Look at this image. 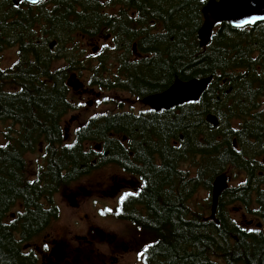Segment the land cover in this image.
Segmentation results:
<instances>
[{"label": "trees", "instance_id": "16d2710c", "mask_svg": "<svg viewBox=\"0 0 264 264\" xmlns=\"http://www.w3.org/2000/svg\"><path fill=\"white\" fill-rule=\"evenodd\" d=\"M126 1L50 0L47 4L32 6L25 2L16 5L12 0H0V54L10 48L19 49L18 63L14 66V72L7 74L6 82L16 89L11 93L0 92V122L12 119L14 125H22L16 138H8L9 145L0 149V260L3 264L23 263L19 251L14 249L19 245L15 234L19 233L24 240L31 236L29 231L38 227L37 222L32 227L30 225L33 213L23 218L18 214L14 221L9 220L12 208L18 201L28 207L33 205L36 194L29 191H34V184L27 185L26 190L19 186L20 181L27 177L25 157L29 152H35L33 148L38 140L43 138L45 141L44 150L50 168L39 169L38 172L45 174L48 188L54 193L68 186L63 184V179L90 171L82 159L75 168L73 165V169H67L66 165L70 162L68 154L74 152L76 155L79 152L83 155L84 140L79 136L72 144L64 145L66 133L61 129L60 134L54 118L63 116L59 113L60 108L66 113L70 106L81 108L84 105L77 99H67L64 81L70 76L67 70L72 69L73 53L82 54L88 50L94 23L92 13L97 11L98 15H107V21L113 26L112 34H116L117 27L120 29L118 34L122 36L121 8L115 13L95 7L122 5ZM208 1L133 0L128 4L144 8V21L149 23L151 20V24L157 22L162 29L159 35L145 31L148 37L145 43L139 45L141 53H159L162 61L166 57L167 62L172 58L173 77L176 79L189 81L213 77L208 90L198 102L175 107L171 110L175 112V121L169 120L176 140L179 141L183 135L184 148H191L193 157H207L208 190L211 192L214 179L223 173L229 172L237 178L245 176L246 185L250 182L248 177H253L251 182L256 184L257 175L264 174L259 165L255 169L250 168L257 160L254 154L250 159L246 151L239 150L238 153L234 146V137H237L238 149L246 148L245 142L254 144L264 141V23L246 28H234L224 23L216 28L211 43L202 48L198 32L203 24L202 10ZM147 28L144 26L145 30ZM50 35L61 39L60 53L66 60L65 66L60 67L63 73L52 69L53 62L59 57L58 52L49 48L52 42ZM149 40L159 41L160 48H153V41L151 49L147 50ZM127 43L130 52L133 41ZM46 58L48 63L44 62ZM26 67L29 69L22 75L21 70ZM139 73L146 78L144 71ZM0 76H4L1 70ZM121 114L109 115V120L114 116H125ZM209 114L218 117V127L205 122ZM227 118L240 121L241 128H235L234 121L231 124ZM88 120L93 124L88 122L79 129V134H85L94 145L95 142L102 143L104 150L108 151L103 156V163L106 158L110 163L126 160L127 154L123 158L120 146L115 145L117 139L108 141L101 137L105 133V119L95 116ZM58 123L61 125V121ZM111 126L115 128V134H126L122 126ZM169 127L163 131L170 133ZM94 128L97 129L96 135L93 134ZM154 130L162 132L161 128ZM133 151L138 152L137 145ZM134 163H138V159ZM165 167H169L168 161ZM182 171L186 172L184 169ZM129 172L140 180L142 175L148 176L135 170ZM159 172L157 170L154 175ZM154 175L138 188L134 196L124 199V204L118 210L121 219L132 223V234L138 240L142 264H264V235L247 231L227 219L221 209L216 221L208 218L202 226L200 219H194L192 227L179 200L175 206L178 211L171 208L169 199L172 200L170 192L174 182L169 184V179L162 176L153 179ZM24 191L27 193L24 194ZM187 192H190L189 189ZM140 204L143 207L139 208ZM203 204H195L193 208ZM201 229L208 232L201 235Z\"/></svg>", "mask_w": 264, "mask_h": 264}, {"label": "flooded vegetation", "instance_id": "af4514ba", "mask_svg": "<svg viewBox=\"0 0 264 264\" xmlns=\"http://www.w3.org/2000/svg\"><path fill=\"white\" fill-rule=\"evenodd\" d=\"M104 8V6H96L95 9ZM121 10L123 14L121 15V26L123 28L122 36L118 34V29L115 27V35L119 36V41L123 48V52H118L117 49L114 50L118 53H112L113 46L110 43V37L114 36L113 26L107 21V15H98L97 11L94 12L93 16V26H92V37L91 43L89 44L88 52L75 54L73 53V66L69 71L70 76H72V83L76 84L74 76H77L83 83L84 86L78 90H75L69 87L68 80L64 81L65 88L67 90V99L77 101H85L89 104L90 109L94 112L107 107L106 110L102 112H97L100 114L104 121V130L105 133L101 134L105 140L117 139L115 145L120 146V151L123 156L127 154L126 160L119 162L115 160L113 163L109 162V159L106 158L105 163L103 165L114 166L119 168L123 172V177L121 180L115 181L116 192H123L122 196L126 193L124 199L134 196L137 193L138 188L142 187V184L151 179V176L157 170L161 172L154 175L155 179L157 176H162L163 178L169 179L168 182H174V186L172 187V193L170 192L172 200L171 208L173 211H178L175 207L177 204V200L181 202L186 211V218L188 222L191 223L193 227L194 219H200L201 224L203 226V222L207 220L206 210L207 206L204 205L199 206L198 209L193 208V204L199 203H207L209 202L208 196V161L206 156H194L192 155L191 148H184L185 142L184 137L181 135V139L176 140L175 134H173V128L169 127V120L175 121V112L170 109H162L161 111L154 110L149 106H146L144 103L145 98L160 94L173 84V62L172 58L167 62L166 57L165 60L162 61L159 53L151 54L149 52L141 53L140 51V43L144 42L148 36H145V31L153 34L159 35L153 26L155 23H146L144 18L146 14L141 13L138 5L136 4H128L121 5ZM98 21L100 25L97 26ZM144 26H148L145 30ZM105 34H108L105 37ZM52 44L51 49L58 52V59L52 64V69L56 72L63 73L64 71L59 68H56L58 63L62 61L64 63L65 58L63 54L60 53L62 50L61 39L51 35ZM133 41L132 43V51L128 52V41ZM109 44H105L108 42ZM112 41V39H111ZM153 41H148V48L150 50V45ZM145 43V42H144ZM107 45V47H105ZM153 48H156V43H153ZM130 50V49H129ZM166 50H164V53ZM175 56L174 54H172ZM44 62L48 63V59L46 58ZM65 66V64H64ZM144 71L146 74V78L143 73L139 72ZM23 72H27V70H22L21 74L24 75ZM69 76V77H70ZM68 77V78H69ZM82 77H89V81L85 83L82 80ZM173 81V82H172ZM79 96V97H78ZM111 99H108V98ZM62 99L58 98L56 101ZM121 99V100H118ZM120 101V102H115ZM129 103L131 105V110H128L125 107ZM124 106L123 110H125V116H114L109 120V115L111 110L113 114L116 113V106ZM139 108L138 112H134L135 108ZM47 109H45L46 111ZM78 110V109H77ZM76 110V111H77ZM122 110V111H123ZM80 111V110H78ZM59 113L63 116H57L54 118L55 123L58 125V129L61 134V129L66 133L67 139L75 140L76 137L81 136L84 140V150L83 155L79 152H71L69 155L70 162L67 163V169H73V165L80 162V159L85 161V166L90 168V171L86 173L88 175L93 168L101 167V164L98 161L103 160V156H106L108 151L104 150L102 145H95L91 149L92 145L88 142V138L85 134L80 135L79 129L85 124V122H89L93 124L91 121L86 118L80 117H72L71 121L67 116L64 115L61 108ZM122 113V112H121ZM122 115V114H121ZM81 119H85V122L81 124L78 128H74L75 125L80 124L79 121ZM61 121V125L58 123ZM45 123V122H44ZM111 125L122 126L126 134L118 135L114 133L115 128ZM169 127L170 133H166L163 129ZM10 129V127H8ZM161 128L162 132H156L154 129ZM71 130V131H68ZM97 129H93V134L96 135ZM26 136V144H28ZM136 141V142H135ZM111 144V143H110ZM137 145V151H133V148ZM257 142L254 143L256 145ZM261 145V153H264V146L262 141ZM178 146H181L178 148ZM90 154L87 155V152ZM244 150V148H243ZM245 152V151H244ZM138 153V158H137ZM257 160H254V165L250 168L259 167L264 170L263 158L259 161L260 155H255ZM138 159V163H134V160ZM252 159V158H250ZM169 162V167H165V162ZM124 165V167L122 166ZM39 169H49V159L46 155L41 156V162L37 164ZM83 165H81L82 167ZM184 169L186 172H183ZM35 171V173L27 178L24 177L21 180L20 189L26 190L25 187L27 185L35 186L33 192L36 194L34 197L33 208H29L28 214L30 216V225L33 226L34 222H37L38 227L34 230L28 232L29 235H34L39 233L46 222H48L51 216L55 215L59 217L62 215V209L60 206H53V210H46L43 206L42 200H55V198L60 194L61 189L54 193L48 188V180L43 172ZM129 170H135L140 173H147L148 176L142 175V179L140 180L138 177L133 176ZM194 174V175H193ZM69 175V172H68ZM126 176V178H125ZM228 178V188H226L222 194L221 199L222 202H225V206L220 207L222 213H227L224 216L226 218H230L233 221L239 223L246 230L254 229V232L259 235H264V174L257 175L258 186L254 182H251L253 177H248L250 181L248 185L244 182V176H241L237 179L240 182L238 186H233L232 179L226 174ZM186 177L188 180H186ZM207 177V178H206ZM72 177H68L67 179H63V184H68ZM193 179H198L195 182ZM215 180V179H214ZM207 181V182H206ZM214 184V181L213 183ZM241 184H245L241 186ZM23 185V186H22ZM164 185V183H163ZM68 186H70L68 184ZM66 186V187H68ZM248 186L251 187V190L248 191ZM198 187L200 188L198 191ZM168 189V188H167ZM189 189V193L187 192ZM82 194L84 200L78 201L77 198L79 193H73L71 196H68V200L71 203L73 208L85 207L86 202L90 204H94L92 201L94 200L93 196V188H82ZM241 190V194L238 196L237 192ZM27 193L24 191V194ZM29 193V194H30ZM262 201V202H261ZM228 204H232L229 205ZM96 205V204H95ZM251 205H255L256 211H253ZM19 209L23 210L21 205H18ZM17 206V207H18ZM119 203L115 205L113 209L107 210V217H109L111 222H127L125 219H121L118 214ZM143 207V204L139 205V208ZM200 211V212H199ZM230 211V213H229ZM258 211V212H257ZM202 212V213H201ZM217 215V212H216ZM261 223V224H260ZM76 227H81L79 223H76ZM129 231L131 232L132 238L134 237L132 226L129 227ZM99 232H101L99 230ZM102 233V232H101ZM78 238V237H77ZM84 241L81 243L85 247H90L93 244V240L88 236H83ZM132 240V239H131ZM127 240H118L117 235L110 236L109 244L112 245L113 259L111 261H115L114 264H119L120 261L126 262L127 257L131 256L132 250L130 247L125 244ZM19 251L21 258L24 259L22 264H99L96 262V258L94 257V261L91 263H85L82 258H78L75 260L70 259V253L68 252L69 245L65 242L53 241L51 244L44 242L42 245L36 246L32 248V246L28 247V251H22L21 246H14ZM133 247V246H131ZM90 252L93 251L92 248L89 249ZM75 252L81 253L80 249H77ZM27 253V254H25ZM120 258H117V256ZM140 256V249L137 248L136 253L134 254L135 258ZM90 258L91 256H85V259ZM104 264H107L104 262Z\"/></svg>", "mask_w": 264, "mask_h": 264}, {"label": "rangeland", "instance_id": "374dc122", "mask_svg": "<svg viewBox=\"0 0 264 264\" xmlns=\"http://www.w3.org/2000/svg\"><path fill=\"white\" fill-rule=\"evenodd\" d=\"M203 11V10H202ZM156 43V47L161 46L159 41L153 40ZM158 43V44H157ZM17 60L16 55V49L10 48L4 51V53L0 54V63L1 67L3 69L11 67ZM64 66V63L60 61L56 68ZM174 78V77H173ZM82 80H86L85 77L82 78ZM174 81H177L176 78L173 79ZM182 82H185L184 80H181ZM173 82V81H172ZM79 97V96H78ZM108 99H111L110 97ZM147 99V98H145ZM121 100V99H118ZM84 105L87 107L88 111L85 109H80L81 111H74L71 109L67 110V117L71 121L72 117H80V118H86L89 119L92 116L99 114L97 112H102L107 109L106 106L103 108L93 111L90 109V106L85 101ZM120 102V101H115ZM144 103L146 106H149L148 103ZM124 106H121L119 108H123ZM125 107L128 110H131V105L127 103L125 104ZM150 107V106H149ZM139 108H135L134 112H138ZM126 110V109H125ZM123 110L122 112H125ZM112 114V113H111ZM229 121H231L230 118H227ZM208 122L209 124L213 125L214 127H217L216 125L210 123L207 119H205V122ZM85 122V119H81L79 121L80 124L75 125L74 128H78L81 124ZM237 121H234V125L239 127V124L237 125ZM71 131V130H68ZM0 131V145H3L6 143L4 140V137L1 135ZM237 138L234 137V143L236 142ZM74 140L68 139V141L65 144H70ZM45 142L38 141L33 148V151L35 152H29L27 154V163H26V171L27 176L31 177L35 171L37 170L38 166L37 164L41 162V149H44ZM246 146V154H249V158H253L257 154L260 155V157L263 155L261 153V145L260 143H257L256 145L252 144V142H245ZM4 147H0L2 149ZM255 149V150H253ZM123 177V172L114 166H107V165H101V167L93 168L91 172L86 175L84 173L79 174L78 177L72 176L68 187L64 186L61 188L60 194L55 198V200H44L43 206L46 210H53V206H60L62 209V215L59 217H52L51 221L48 222L44 228L37 234H34L32 236H28L26 239L22 240L20 243L21 250L22 251H28V247L32 246V248H35L36 246L42 245L44 242L51 244L53 241L58 242H65L69 245L68 252L70 253V259L75 260L78 258H82L85 263L93 262L94 257L96 258V262L99 264H104L106 262L107 264H114L115 261H111L113 259V248L112 245L109 244L110 236L117 235L118 240H127L126 242L132 252L136 250V247L138 245V240L131 235V232L129 231V225L126 222H117L113 221L107 216V210L113 209L116 204L120 202V198L122 197L123 190L120 192H116L115 188V181L121 180ZM126 178V176H125ZM237 180L233 181V186L237 184ZM82 188H93V198L92 201L94 204H90L86 202L85 207H78L73 208L71 206V203L68 200V196H71L73 193H79V196L77 200L82 201L84 200L83 194H82ZM200 188L198 187L197 191ZM210 198L209 203L211 202V194L208 192V196ZM96 204V205H95ZM195 205V204H194ZM204 207L207 206L206 214L208 212H211V205L204 203ZM232 205V204H228ZM13 212H22V209H19V206L14 208L13 206ZM195 209H198L196 207ZM256 208H254V211ZM200 212V211H199ZM103 213V214H101ZM202 213V212H201ZM230 213V211H229ZM76 223H79L81 227H76ZM99 230L102 232H99ZM133 230V228H132ZM200 232L201 235H205L208 231L206 229H201ZM19 235V233H18ZM88 236L90 239L93 240V244L90 247H85L81 241H84L82 239L77 240V237L82 238L83 236ZM199 236V235H198ZM132 239V240H131ZM133 245V247H131ZM90 248L93 249L92 252H90ZM16 251L17 248L14 247ZM77 249L81 250V253L79 255V252H75ZM139 249V248H138ZM135 253H131V256L127 257L126 262L120 261L119 264H142L141 258L142 255H140L138 258L134 257ZM85 256H91L90 258L85 259ZM117 256V255H116ZM117 258H119L117 256ZM120 259V258H119ZM0 264H3L0 260ZM36 264V263H35ZM116 264V263H115Z\"/></svg>", "mask_w": 264, "mask_h": 264}, {"label": "water", "instance_id": "95a60500", "mask_svg": "<svg viewBox=\"0 0 264 264\" xmlns=\"http://www.w3.org/2000/svg\"><path fill=\"white\" fill-rule=\"evenodd\" d=\"M14 1L18 4L22 0ZM27 1L30 2V0ZM38 1L39 0H37V2ZM203 14L205 21L199 34L208 44L211 41L213 30L216 26L214 22L210 23L211 15L219 18L222 22H232L234 25H239L238 20L240 19L249 20L252 18L264 17V0H219V2L211 0L207 6L204 7ZM74 79L76 84L69 81V84L72 85L74 89L82 88L84 86L75 76ZM211 82L212 77L195 79L191 82H182L177 79V81H175L166 92L150 96L145 99V102L154 109H170L174 106L180 105L182 102L188 103L190 101H198L200 93L205 88H208ZM179 87H183L184 89L182 94H177V89ZM207 120L214 125L217 124V121L213 116H208ZM215 186L213 212L216 210L220 193L228 186L226 183V176L218 177Z\"/></svg>", "mask_w": 264, "mask_h": 264}, {"label": "bare ground", "instance_id": "6f19581e", "mask_svg": "<svg viewBox=\"0 0 264 264\" xmlns=\"http://www.w3.org/2000/svg\"><path fill=\"white\" fill-rule=\"evenodd\" d=\"M217 2H219V0H216ZM94 13H92V15H93ZM203 19H205L204 18V14H203ZM233 20H237V19H233ZM210 21H215L214 23H215V25H218V26H220V25H222V24H224V23H229V24H231L230 22H222L219 18H217V17H215V16H213V15H211V17H210ZM239 21V25H234L233 23L231 24V26H233L234 28H246V27H253V26H255V25H257V24H260V23H264V19H256V21H255V23H251V24H244V23H242V21H244L243 19H240V20H238ZM155 23V22H154ZM154 27H155V29H156V31L157 32H162V29H161V27H160V25L159 24H157V23H155L154 25H153ZM200 31L198 32V38H199V42H200V46L202 47V48H206L210 43H206L201 37H200ZM108 34H105V37L107 36ZM110 39V43L112 44V46H113V48H115V49H117V51L118 52H123V48H122V46H121V43H120V41H119V36H116V35H114V36H112V37H110L109 38ZM111 39H112V41H111ZM105 44H109V41L108 42H105ZM117 52V53H118ZM68 80H73V78H72V76H70L69 78H67ZM197 79V78H196ZM198 79H201V78H198ZM179 80H181V79H179ZM195 79H192V80H189V81H186V82H191V81H194ZM211 84V83H210ZM208 88H209V86H208ZM208 88H205L201 93H200V96H199V99L198 100H200L201 99V97L205 94V92L208 90ZM167 91V90H166ZM165 91V92H166ZM191 102H195V101H190V102H188V103H191ZM81 103H83L84 104V102H82L81 101ZM184 104H186L185 102H182L180 105H177L178 107L179 106H182V105H184ZM88 106H89V104H88ZM176 106H174V107H172V109H174ZM154 110H157V111H161L162 109H154ZM123 114H125V112H122V115ZM95 116H100V114H96V115H94V116H92L91 118H93V117H95ZM208 116H213V117H215V119H216V121H217V124H216V126L218 127L219 126V119H218V117L216 116V115H214V114H209ZM207 116V117H208ZM90 119V118H89ZM88 120V119H87ZM68 141V139H67V135H66V141H65V143ZM75 141V140H74ZM73 141V142H74ZM72 142V143H73ZM64 143V145H69V144H65ZM72 143H70V144H72ZM96 144L95 145H102V143H100V142H95ZM91 145H94V143H90ZM103 146V145H102ZM237 147H238V143H237ZM263 163H264V158H263ZM38 171V170H37ZM223 174H225V173H223ZM260 174H263V173H260ZM133 175V174H132ZM133 176H135V175H133ZM137 177V176H136ZM217 178H218V176L215 178V180H217ZM244 182H245V184H247V180H246V177L244 176ZM240 184V182L238 181L237 182V184L235 185V186H238ZM245 184H241V186H244ZM258 186V183H256V187ZM226 188H228V186L226 187ZM225 188V189H226ZM215 189H216V186H215V183L213 184V187H212V190H211V192L210 191H208L210 194H211V202L209 203H207V204H210L211 205V212H208L205 216L207 217V219L208 218H211L212 220H214V221H216L217 220V215H216V212L218 213V211H219V209H221L220 207H219V204H220V200H221V194H222V192L224 191H222L221 193H220V195H219V197H218V202H217V205H216V210H215V212H213V208H214V191H215ZM237 194L238 195H240L241 194V190H239L238 192H237ZM126 199V198H125ZM209 200H210V198H209ZM221 206H222V204H221ZM223 206H225L226 207V205H225V202H224V205ZM251 208H252V210L254 211V208H256L255 207V205H251ZM256 211V210H255ZM258 212V211H257ZM19 214V213H18ZM18 214H16V212H12V214L9 216V220L10 221H14L15 219H16V217L18 216ZM225 214H227V213H224V215ZM230 219V218H229ZM232 220V219H231ZM233 221V220H232ZM235 222V221H234ZM235 223H237V222H235ZM239 226H241L239 223H237ZM261 224V223H260ZM243 227V226H242ZM244 228V227H243ZM245 229V228H244ZM248 231V230H247ZM251 232H254V231H251ZM140 255H141V253H140Z\"/></svg>", "mask_w": 264, "mask_h": 264}, {"label": "snow or ice", "instance_id": "6c2138e0", "mask_svg": "<svg viewBox=\"0 0 264 264\" xmlns=\"http://www.w3.org/2000/svg\"><path fill=\"white\" fill-rule=\"evenodd\" d=\"M31 3L35 4L37 2V0H30ZM256 19H264V17H261V18H252V19H249V20H244L242 21V23L244 24H251V23H255ZM212 22H215V21H210V23ZM105 47H107V45H105ZM184 91L183 87H179L177 89V94H182ZM149 111H153V109H149ZM125 195H128L127 193ZM121 201L124 200V197L122 196L121 198ZM103 214V213H101ZM248 231H254V229H248ZM142 255V254H141Z\"/></svg>", "mask_w": 264, "mask_h": 264}]
</instances>
